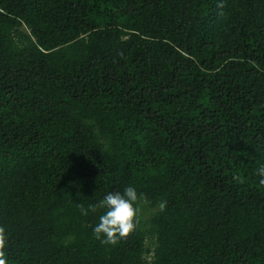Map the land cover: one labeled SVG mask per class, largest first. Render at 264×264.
Listing matches in <instances>:
<instances>
[{"label": "trees", "instance_id": "obj_1", "mask_svg": "<svg viewBox=\"0 0 264 264\" xmlns=\"http://www.w3.org/2000/svg\"><path fill=\"white\" fill-rule=\"evenodd\" d=\"M261 165L264 0H0L9 264H264ZM127 186L102 245L78 205Z\"/></svg>", "mask_w": 264, "mask_h": 264}, {"label": "clouds", "instance_id": "obj_2", "mask_svg": "<svg viewBox=\"0 0 264 264\" xmlns=\"http://www.w3.org/2000/svg\"><path fill=\"white\" fill-rule=\"evenodd\" d=\"M223 3H218V8H223ZM260 177L259 183L264 185V165H261L255 173ZM144 193L138 192L135 187L127 186L123 192H109L96 204H90L85 208L79 204L82 215L87 216L89 211L95 213L98 209H104L99 216L98 223L93 228L95 239L102 245H117L121 240L134 233L140 224L141 204L147 203ZM159 210L164 211L167 201L161 200L158 204ZM9 234L4 226H0V264H9L7 248Z\"/></svg>", "mask_w": 264, "mask_h": 264}]
</instances>
